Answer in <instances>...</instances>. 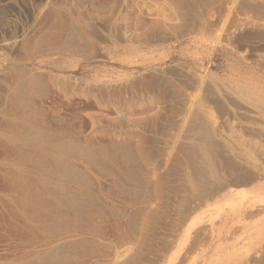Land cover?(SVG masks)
I'll return each mask as SVG.
<instances>
[{"label": "rangeland", "instance_id": "1", "mask_svg": "<svg viewBox=\"0 0 264 264\" xmlns=\"http://www.w3.org/2000/svg\"><path fill=\"white\" fill-rule=\"evenodd\" d=\"M0 264H264V0H0Z\"/></svg>", "mask_w": 264, "mask_h": 264}]
</instances>
